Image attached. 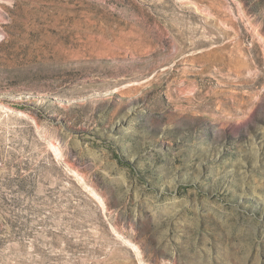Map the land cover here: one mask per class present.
<instances>
[{
	"label": "rangeland",
	"instance_id": "374dc122",
	"mask_svg": "<svg viewBox=\"0 0 264 264\" xmlns=\"http://www.w3.org/2000/svg\"><path fill=\"white\" fill-rule=\"evenodd\" d=\"M0 264H264V0H0Z\"/></svg>",
	"mask_w": 264,
	"mask_h": 264
}]
</instances>
